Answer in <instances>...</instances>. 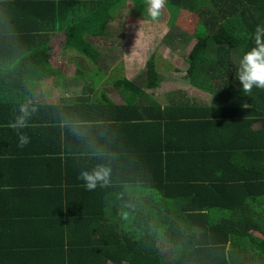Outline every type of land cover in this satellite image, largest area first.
Returning <instances> with one entry per match:
<instances>
[{
    "label": "trees",
    "instance_id": "trees-1",
    "mask_svg": "<svg viewBox=\"0 0 264 264\" xmlns=\"http://www.w3.org/2000/svg\"><path fill=\"white\" fill-rule=\"evenodd\" d=\"M125 1L24 0L19 6L28 13L21 16L17 12L14 18L4 16L0 9V166L12 165V174L1 185L14 186L11 192L16 190L17 202V188L47 182L51 191L58 187L63 207L57 213L60 227L55 223L38 229V237L53 234V238L16 253L25 259L18 264L37 254L42 256L34 258L40 262L35 264H49L41 261L42 257L57 264H143L145 260L167 264V253L174 251L158 253V238L159 243L172 242L180 251L171 264H264V89L253 86L251 92H243L236 77L239 62L234 63L255 46V30L264 27V0H167L166 4L197 18L191 31L196 42L184 57L188 83L211 92L214 103L239 101L243 105L238 108L221 104L219 109L225 110L221 112L215 106L198 107L178 99L162 105L126 78L114 83L123 97L119 104L103 90L93 93L97 78L92 85H84L70 104L29 102L39 80L61 73L60 67L51 63V38L62 32L61 48L86 57L98 70L100 51L90 37L111 36L108 26ZM131 1L141 4V0ZM11 21L13 24H1ZM211 72L221 79L220 86L217 80L213 85L203 81ZM160 81L151 63L142 85L154 89ZM240 115L255 116L261 126L253 131L245 128L250 122L231 123H239L236 137L244 144L228 145L225 141L205 148L208 155L214 148L219 150L217 156L226 162L219 161V166L226 175L207 178L201 205H193L199 196L177 204L181 189L195 188L187 174L175 177L169 173L170 164L183 158L182 152L188 151L189 156L198 149V143L188 141V133H200L198 126L216 123V117ZM20 121L22 127H10ZM18 134L29 138L23 147ZM94 170L104 171L106 177L90 191L78 176L81 171ZM18 171L24 181L16 178ZM128 189L131 194L134 189L148 193L150 203L146 207L128 205ZM121 204L128 232L121 235L114 230L117 226H112L113 245H103L99 237L87 241L78 236V241H71L72 228L80 227L85 236L92 228L102 231L103 225L95 228L96 218H113ZM22 209L15 207L13 219L21 217ZM143 209L148 210L146 223L140 212ZM150 217L156 224L152 234L147 232ZM4 218L6 221L0 213V220ZM52 229L60 231V236L55 237ZM99 236L104 238V233ZM180 239L182 243H178ZM76 252L78 259L71 256Z\"/></svg>",
    "mask_w": 264,
    "mask_h": 264
},
{
    "label": "crops",
    "instance_id": "crops-1",
    "mask_svg": "<svg viewBox=\"0 0 264 264\" xmlns=\"http://www.w3.org/2000/svg\"><path fill=\"white\" fill-rule=\"evenodd\" d=\"M21 1H24V0H0L1 13L4 16L11 15L12 18L15 17L17 12L20 13L21 16L26 15L29 10H27L26 8L25 9L20 8L19 4L22 3ZM30 1H34V0H30ZM126 1H131V0H126ZM121 8L122 6L116 9V11H120ZM81 15L84 16L85 13H82ZM1 24L7 25V24H13V23L11 21V22H2ZM61 33L62 32H59L51 38V40L49 41V46L51 48H52L51 41L57 39L58 35H61ZM95 39L96 37H90V40H92L94 44H95ZM61 51H62V56H65V54L66 55L71 54V52H75L74 50H64V49H62ZM51 57H52L51 58L52 65L59 66L61 69L60 71L61 73H56L55 75H52L48 78L39 80V85L37 86V88H35V91L32 95V98L29 100V102L37 103V104L47 103V104H55V105H61V106L63 104H70L71 101L76 96H79L82 92L81 89L79 93L77 92L74 93L73 91V88L77 90L79 87L78 80L75 81L77 78H79V71L81 72V74H85V72L83 70L76 69L72 73H68L66 69L64 68L63 63L57 60L56 57L52 56V51H51ZM183 64H184L183 67L175 69V71L179 70L178 72H174L176 73V77H175L176 85H172L171 83V85H169V87L166 89V92L163 93V98H160L158 100L160 103H162V105H167L170 102V99H178V100L186 101L198 107L199 106L200 107L215 106L217 109L220 108L221 104H224L227 106L232 105V107H236V108L243 105L241 102L239 101L236 102L234 100H230L229 102L222 101V103H217V102L214 103L212 100L213 95L211 92L197 89L188 83V79L186 77L188 63L187 61H183ZM181 68H183L184 71H182ZM158 74L160 76V74L162 73L158 71ZM177 75L179 76V78H177ZM121 78L129 79V77H121ZM162 79L163 78L160 77V80ZM203 79H204L203 81L206 84H209V85L215 84V81L212 82L210 80L208 74H205L203 76ZM224 80H227V78H224ZM67 83H76V84L73 85V84H67ZM66 85H71L69 92L65 90ZM162 85L163 84L160 81V85L157 88H154V89L146 88L147 90L145 92L147 93L148 90H158V88ZM93 87H94L93 93L95 94L97 86H93ZM64 91H67L68 93L65 92V99L63 102L62 95L61 94L59 95V92H64ZM221 93L229 94L228 92L225 93L224 91H222ZM120 97H121L120 101H114V100H111V101H113L114 103H118V104L123 103V97L121 95ZM164 101L165 103H163ZM220 111L224 112L225 110H220ZM257 119L258 118H256L255 116H252V117H247V116H242V115L233 116V117L219 116V117H216V123H210L209 125H199L198 127L201 128L202 130V131L200 130V133L198 132V130H196L195 133L193 131L194 135L191 132L188 133V141H191L193 145L198 143V149L189 156H187L189 153L188 151L182 150V151H186V152L181 153V154H184L183 158L177 157L176 161L179 162V160H181L183 164L179 166L176 161L173 162L169 166V173L175 177H179L182 174H187L190 185H192V187H195V188L181 189V195L180 197H178L179 199L176 201L177 204H180V202L186 203L189 199H192V197L199 196L197 198V201L194 202L193 205L195 206L201 205L202 195L205 191H207L206 189H202V185L208 183L206 182L207 178L226 175L225 174L226 170L223 171L219 166V161H222L223 163L226 164L224 160H222L219 156H217L219 155L217 154V152L220 153L219 150H217V148H214L216 150L214 149L211 150L209 152V154L211 155H208V150H206L205 148H207L208 146H217L218 144L220 146L225 141L228 142L227 143L228 145L244 144L243 141L240 140V137L239 138L236 137V133H238V129L240 127L239 123L238 124H231V123H235V121H239V120L250 122L249 125L248 126L246 125L245 128L248 127L250 130L255 131L257 130L258 127L261 126V123L255 122V120ZM204 120L201 119V123L205 122ZM241 151H244V150H241ZM185 157L186 159H184ZM7 161H11V157L8 158ZM11 166H8L6 168H3L2 166H0V213L1 215L4 214L7 217L6 219L10 221L11 219H13V216L15 215L14 211H16L15 210L16 206H21L23 207V209L20 211L21 217L17 221H16L17 217L14 218L11 221V223L6 222L7 220L5 221V218L3 220H0V264H18L19 260H21L22 262V260H25L23 259L24 257H21L20 255H17L16 253H23L22 252L23 249L29 250V248H31V245L35 244L37 241H44L45 239L48 240L50 238H53L52 236L53 234L46 235L44 237L43 236L38 237L39 235L38 233L40 232L38 230L39 228L51 227L55 223L57 224L58 227H60L61 225L60 218H57L58 217L57 213H59L60 211V206L62 207V205L60 204L61 197L57 196L58 187L55 190L51 191L50 189H48L50 187L47 186V182L46 184L44 183L42 184L39 182V184L35 186L28 185V186L19 187L17 188V192L18 194H20V198L17 202H14V199H15L14 194H16V190L15 192H11L13 189L12 187L14 186L1 185V182H5L4 179H7L12 174V172H10ZM16 178H18V180L24 179V176L21 171H18ZM176 191L177 189L174 190V194L176 193ZM128 192L130 194L133 193V191L130 189H128ZM8 194L9 196L7 197V199L6 200L3 199V197H5ZM140 194H141L140 191L134 189V194L129 195L128 200H126L125 203H127L128 205H133V206H137L138 204L139 206L142 207L143 197L140 199L139 198ZM15 203H18V204L15 205ZM92 209H96V208L93 207ZM123 209H124V206L121 204V205H118L117 207L118 212L116 216H114L113 218H108L107 215L100 217V218H96V222L94 224L95 228L97 226L103 225L105 228L102 231L97 228L95 231L92 228L91 230L88 231V235L85 236L84 231H81L80 227L79 228L76 227V231H74L75 228H72L71 241L73 242L78 241L79 239L78 236L83 237L87 241L93 240L99 237L100 239H102L103 245H106V244L111 245L113 241L115 240V238H112V230H111L112 226H117V228L114 230H117L119 233H121V235H123L125 232H128L129 223L125 222V220L121 218V215L123 214ZM139 209L141 208L139 207ZM48 214L51 215L52 218H47L49 217ZM143 217H144V214H143ZM147 220L148 218H147V213H146L145 218L143 219V223H146ZM149 222H150L151 229H154L156 227V224L152 217L149 218ZM122 226L126 227V231L123 229ZM130 229L133 230L131 224H130ZM52 230H54V232L57 233V234H54L55 237L60 236V231L56 232L55 229H52ZM102 232L104 233V236H103L104 238H101L99 236V234ZM134 233L137 234L136 232ZM257 236L261 237V235L259 234ZM154 238H156V236H154ZM121 239H122L121 242H123L124 241L123 237H121ZM158 239L156 243L158 253H167L168 250L167 251L165 250L170 249L169 247L171 246L173 247L174 245L172 244V242H168V241L159 243ZM181 241L182 239H180L179 243H182ZM186 243L188 246L189 244L188 238H186V242L184 244ZM172 250L174 251V252H171L173 254L167 253L168 256L166 255L167 257L165 260L167 261V264H171L170 261L174 259V256L180 253V251L177 250L175 247ZM38 256H42V255H39V254L32 255L33 260L25 261L24 264L38 263L39 260L34 259V258H38ZM71 256L72 258L78 259L77 252L72 253ZM40 260L46 263H49V264H57V263H52L53 261H56V260H52L51 258L49 261L46 260L44 257L40 258ZM143 264H156V263L154 262V260L152 261L145 260Z\"/></svg>",
    "mask_w": 264,
    "mask_h": 264
},
{
    "label": "rangeland",
    "instance_id": "rangeland-1",
    "mask_svg": "<svg viewBox=\"0 0 264 264\" xmlns=\"http://www.w3.org/2000/svg\"><path fill=\"white\" fill-rule=\"evenodd\" d=\"M185 13L187 12L173 10L165 6L161 10V16L153 21L148 15L147 0H141V4L125 1L120 11L114 12L115 19L108 26L111 36L95 39L94 45L100 51V58L96 63L98 70L90 60L76 52L62 56L63 35H58L57 39L51 41L52 56L63 63L68 73H72L76 69L85 72L83 76L79 72V87L77 90L73 88L74 93H79L84 85L89 83L92 85L93 80L97 78L96 92L100 93L103 90L110 100L114 101L121 99L119 92L114 87L115 81L121 77H129L143 87L146 70L152 63L162 73L160 77L163 78L161 80L163 85L158 90H148L147 93L159 100L163 98V93L171 83L176 85V73L174 72L179 70L175 71V69L183 67L185 55L189 53L196 42L191 31L196 25L197 18L191 13ZM236 62H239L237 57L234 60L235 64H237ZM181 69L184 71L183 68ZM208 75L212 82L217 80L218 76H212V72ZM177 78H179L178 75ZM67 84L75 85V83ZM216 85H221V79L217 80ZM70 86L66 85L65 90L69 92ZM143 90L147 89L143 87ZM67 91L59 92L63 102ZM147 194L139 195L140 199L143 197L142 206L144 207L151 201V196H147ZM137 206L139 205L137 204ZM146 211L148 210L140 211L144 214V218ZM132 232L138 233L136 229H133ZM147 232L152 234L155 230L150 226ZM141 233L143 234V231ZM169 248L173 249L174 247ZM167 250L169 249L165 251Z\"/></svg>",
    "mask_w": 264,
    "mask_h": 264
},
{
    "label": "clouds",
    "instance_id": "clouds-1",
    "mask_svg": "<svg viewBox=\"0 0 264 264\" xmlns=\"http://www.w3.org/2000/svg\"><path fill=\"white\" fill-rule=\"evenodd\" d=\"M167 0H147L148 15L153 21L161 16V10L166 6ZM255 46L247 50L239 58V67L236 77L242 85V91L251 92L253 86L264 89V27L257 26L254 33ZM23 126L22 121L12 124L10 127ZM19 135V146L23 147L29 142L26 135ZM106 173L102 170L81 171L78 179L84 181L88 190L97 188L99 182L104 181Z\"/></svg>",
    "mask_w": 264,
    "mask_h": 264
}]
</instances>
